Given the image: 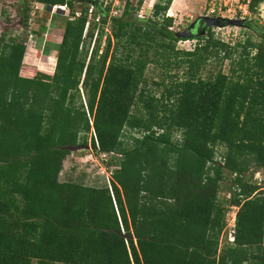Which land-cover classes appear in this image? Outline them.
<instances>
[{"label":"trees","instance_id":"1","mask_svg":"<svg viewBox=\"0 0 264 264\" xmlns=\"http://www.w3.org/2000/svg\"><path fill=\"white\" fill-rule=\"evenodd\" d=\"M33 1V36L61 25L49 6L69 12L61 42L41 48L55 52L52 73L23 63L24 40L0 36V264H264V194L248 178L264 174V24L233 44L206 27L180 50L173 0L143 17L142 0L118 16L99 0ZM22 9L27 28L28 0ZM88 138L115 159L110 188L58 179L66 146ZM227 174L238 210L234 242L219 247Z\"/></svg>","mask_w":264,"mask_h":264},{"label":"rangeland","instance_id":"2","mask_svg":"<svg viewBox=\"0 0 264 264\" xmlns=\"http://www.w3.org/2000/svg\"><path fill=\"white\" fill-rule=\"evenodd\" d=\"M24 1L25 0H0V36L4 33L5 40H8L11 36H16L19 40H24L26 44V53L23 58V63L25 65L36 67V69L43 72L52 73L56 61V58L54 57L55 53L52 52L48 54L43 51L41 53L42 55L39 53V49L43 48L46 44H57L55 43L56 37L53 38V41L47 40L48 34L52 31V26H50V29L46 28L44 32L39 31V36H33L30 33V30L38 29V22L41 19L43 9L41 7L37 9V3L33 0H28L31 11H34V14L30 16L28 27L25 28L20 23ZM125 1L126 0H123L121 5L118 7L115 6L113 8L112 5H110L109 14H113L114 9L115 15L113 16L120 15ZM155 1L157 0H142V4L136 11L137 15L142 17L150 15L152 5ZM181 1L182 0H173L169 9V11H172V14H167L168 16L172 15V28L175 31L184 30L193 20L200 16H221L224 18L234 19L244 18L246 22H248L247 25L238 26L225 24L223 22L224 24L221 23L219 25L210 26L211 31L217 38L233 44L237 40H242L247 36L256 38L257 34L255 29L251 27V24L253 26H261L264 24V0L261 1L254 9L249 8L248 0H191V4L188 7L177 10L181 6ZM131 2L134 6H137V0H132ZM78 6L79 5L76 4V11H79ZM59 10L62 13L58 17L53 16L56 14V9L55 11L51 10L49 16H53V20H56L61 24L53 27L63 29L62 20L66 18L69 10L67 7ZM249 22H251L250 25ZM105 30L107 31L108 29L106 28ZM96 32L97 30H95V34ZM196 41L197 40L192 37H184L176 43V46L180 50H192L195 47ZM39 45L41 47H39ZM91 47L92 43L88 45V51H90ZM216 68H218V66ZM227 68L228 61H225L223 65L224 71H227ZM173 72H177V70ZM162 74V69L160 67H156L155 65H150L146 70L149 86L155 90L157 95L161 92L163 86H154L152 82L159 81ZM83 103H85L84 98ZM87 145L90 146L89 138ZM114 161L115 159H113L111 155L109 157L101 156L100 154H96L91 147H84L75 151L70 150V153L67 154L62 161V168L59 172L58 179L60 181H74L86 185L105 186L108 184L107 179L108 177L110 178L109 175L111 174V170L107 167L110 162L113 163ZM231 177L232 175L227 174L226 178L222 181L223 183L221 189L217 194L219 200L225 204V218L226 213L228 212L227 206H233V204L229 203V192L227 190ZM248 178L249 181L255 182L259 186V190H261L263 192L262 194H264L263 171H251L248 173ZM227 233V230H223V232H221L219 236V247H223L226 244Z\"/></svg>","mask_w":264,"mask_h":264},{"label":"water","instance_id":"3","mask_svg":"<svg viewBox=\"0 0 264 264\" xmlns=\"http://www.w3.org/2000/svg\"><path fill=\"white\" fill-rule=\"evenodd\" d=\"M50 10L52 9V6H49ZM60 7H58L57 11H60ZM203 20V26L201 28V31H199L200 22ZM220 21H223L225 24L230 25H238L243 26L246 23V20L244 18L234 19V18H224L221 16H200L197 19L193 20L184 30L177 31L176 35L181 38H193L197 35H202L205 33V28L210 27L213 25H219L221 24ZM223 23V24H224ZM90 148L89 145H83V144H77V145H68L66 148L71 151L79 150L82 148Z\"/></svg>","mask_w":264,"mask_h":264},{"label":"built area","instance_id":"4","mask_svg":"<svg viewBox=\"0 0 264 264\" xmlns=\"http://www.w3.org/2000/svg\"><path fill=\"white\" fill-rule=\"evenodd\" d=\"M99 1L103 5V7H106L108 5H112V7L114 8L115 6L118 7L119 5H121V2L123 0H99ZM248 2H249V0H248ZM58 7H60L61 9H65L66 6L54 5V6H52L51 10L55 11V9H56V11H57ZM211 11H213V10H211ZM33 14H34V11H31L30 12V16H32ZM76 15H79V12H77ZM87 15H88L89 20H94V21L98 22L99 19H100L99 15H95L94 16L93 5L89 6ZM110 15H115V10L114 9H113V14H110ZM87 25H88V23H87ZM99 154L101 156L109 157V155L105 154V153H99ZM107 183H108L107 184L108 187L110 188L109 177L107 179ZM227 208H228V212L226 213L225 225L223 227V230L224 231L225 230L228 231V233H227V241L226 242L232 243V242H234V234H235V227H236V214H237L238 206H236V205L227 206ZM223 230H222V232H223Z\"/></svg>","mask_w":264,"mask_h":264},{"label":"crops","instance_id":"5","mask_svg":"<svg viewBox=\"0 0 264 264\" xmlns=\"http://www.w3.org/2000/svg\"><path fill=\"white\" fill-rule=\"evenodd\" d=\"M190 4H191V0H182L181 1V6L177 10L184 9V7H188ZM38 5L39 4L37 3V7H38ZM47 28L50 29V26H47ZM51 28H52L51 29L52 31H51L50 34H48L47 40L48 41H53V38L56 37L55 43H60L61 40H62L63 29L56 28V27H53V26ZM39 53L40 54L42 53V49H39ZM53 53H55V52H53ZM49 56H51V55H49ZM50 58H52V57H50Z\"/></svg>","mask_w":264,"mask_h":264},{"label":"flooded vegetation","instance_id":"6","mask_svg":"<svg viewBox=\"0 0 264 264\" xmlns=\"http://www.w3.org/2000/svg\"><path fill=\"white\" fill-rule=\"evenodd\" d=\"M202 26H203V20H201L200 26H199V29L198 30H201Z\"/></svg>","mask_w":264,"mask_h":264},{"label":"bare ground","instance_id":"7","mask_svg":"<svg viewBox=\"0 0 264 264\" xmlns=\"http://www.w3.org/2000/svg\"><path fill=\"white\" fill-rule=\"evenodd\" d=\"M168 14H172V11L170 10V11L168 12Z\"/></svg>","mask_w":264,"mask_h":264}]
</instances>
